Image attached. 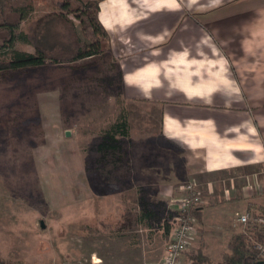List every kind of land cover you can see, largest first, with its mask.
<instances>
[{"label":"crops","instance_id":"0c3cea01","mask_svg":"<svg viewBox=\"0 0 264 264\" xmlns=\"http://www.w3.org/2000/svg\"><path fill=\"white\" fill-rule=\"evenodd\" d=\"M98 19L110 45L104 83L128 117L127 185L145 189L147 209L168 210L193 183L200 206L187 251L217 264L242 229L236 216L264 208V3L100 0ZM104 204L90 214L110 233L128 220L140 233L155 218L138 211L137 199ZM111 204L137 210L120 209L110 224ZM156 220L160 247L146 241L145 249L136 236L110 264H160L169 235ZM96 257L93 264L107 263ZM180 262L191 264L186 253Z\"/></svg>","mask_w":264,"mask_h":264},{"label":"rangeland","instance_id":"374dc122","mask_svg":"<svg viewBox=\"0 0 264 264\" xmlns=\"http://www.w3.org/2000/svg\"><path fill=\"white\" fill-rule=\"evenodd\" d=\"M35 7L33 20L66 11L60 0H37ZM72 20L79 30V22ZM46 32L51 44H67L60 24H50ZM14 48L33 52L20 43ZM104 55L0 72V264H93L96 256L110 264L136 236L143 238L145 249L146 241L160 247L156 218H165V206H148L155 218L144 222L140 233L134 228L139 225L128 220L113 235L102 219L91 218L94 209L108 210V199L140 203L148 196L145 189L127 185V142L104 157L96 150L105 127L124 110L119 93L106 89L109 58ZM7 58V52H0V59ZM111 207L110 224L121 216L120 209L133 216L137 210ZM240 228L243 234L246 227ZM106 235L112 244H103Z\"/></svg>","mask_w":264,"mask_h":264},{"label":"trees","instance_id":"16d2710c","mask_svg":"<svg viewBox=\"0 0 264 264\" xmlns=\"http://www.w3.org/2000/svg\"><path fill=\"white\" fill-rule=\"evenodd\" d=\"M36 1L0 0V52H7L8 55L7 59H0V72L42 67L46 64L73 63L108 52L109 37L98 19L100 0L86 3L82 0H60L66 6L65 12L46 13L33 20L31 18L35 13ZM70 16L79 22V30ZM52 23L63 26L67 44H51L46 29ZM16 43L32 47L33 52L15 49ZM127 139L128 122L122 109L103 130L96 150L104 157L108 151L120 150ZM140 206L141 214L152 215L145 202L140 201ZM191 213L198 218L199 207ZM252 214L255 217L264 216V208ZM164 227L168 233L169 227ZM256 243H264V232L259 226L250 224L243 234H235L229 239L227 251L221 255L217 264H264V258L255 249ZM186 260L191 264L208 262L199 252H187Z\"/></svg>","mask_w":264,"mask_h":264},{"label":"built area","instance_id":"2783aa9c","mask_svg":"<svg viewBox=\"0 0 264 264\" xmlns=\"http://www.w3.org/2000/svg\"><path fill=\"white\" fill-rule=\"evenodd\" d=\"M182 196L175 201V208L168 209L164 225L169 227V240L160 264H181L180 260L188 250V244L197 234L192 210L200 206L198 190L193 183L181 188ZM236 221L244 227L257 225L264 232V216H252L245 212L236 216ZM255 249L264 258V243H256Z\"/></svg>","mask_w":264,"mask_h":264},{"label":"water","instance_id":"95a60500","mask_svg":"<svg viewBox=\"0 0 264 264\" xmlns=\"http://www.w3.org/2000/svg\"><path fill=\"white\" fill-rule=\"evenodd\" d=\"M66 137H68L69 136V133L68 132H66ZM44 226H43V224H42V222H41V228H43Z\"/></svg>","mask_w":264,"mask_h":264}]
</instances>
